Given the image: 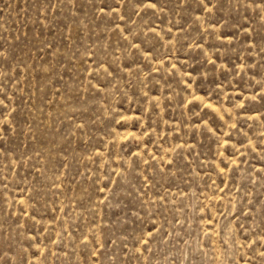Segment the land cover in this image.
I'll return each mask as SVG.
<instances>
[{"label":"rangeland","instance_id":"374dc122","mask_svg":"<svg viewBox=\"0 0 264 264\" xmlns=\"http://www.w3.org/2000/svg\"><path fill=\"white\" fill-rule=\"evenodd\" d=\"M0 264H264V0H0Z\"/></svg>","mask_w":264,"mask_h":264}]
</instances>
